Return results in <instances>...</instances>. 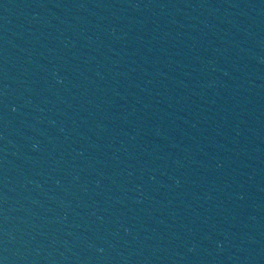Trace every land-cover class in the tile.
Wrapping results in <instances>:
<instances>
[{"label": "water", "instance_id": "1", "mask_svg": "<svg viewBox=\"0 0 264 264\" xmlns=\"http://www.w3.org/2000/svg\"><path fill=\"white\" fill-rule=\"evenodd\" d=\"M0 264H264V0H0Z\"/></svg>", "mask_w": 264, "mask_h": 264}]
</instances>
